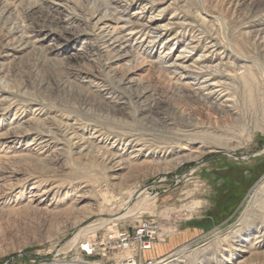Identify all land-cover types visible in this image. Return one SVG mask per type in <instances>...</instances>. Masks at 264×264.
<instances>
[{"label":"rangeland","instance_id":"374dc122","mask_svg":"<svg viewBox=\"0 0 264 264\" xmlns=\"http://www.w3.org/2000/svg\"><path fill=\"white\" fill-rule=\"evenodd\" d=\"M112 2L98 32L93 0H0V264H120L106 234L143 220V263L264 264V0ZM129 19L184 29L123 42ZM211 39L220 96L188 67Z\"/></svg>","mask_w":264,"mask_h":264},{"label":"bare ground","instance_id":"6f19581e","mask_svg":"<svg viewBox=\"0 0 264 264\" xmlns=\"http://www.w3.org/2000/svg\"><path fill=\"white\" fill-rule=\"evenodd\" d=\"M112 1H115V0H93V2L95 3V7L92 8V11L87 20L88 23L91 24L93 31H98V32L103 31L104 32L105 28L109 27V24L104 21L107 16H110L113 22L117 23L121 21V17H123V15L118 14V16L115 17V14H117L116 12L119 11V7H113V5H116V4L113 3ZM135 1L136 0H123V2H126V3H134ZM146 1L149 4L153 2V0H146ZM111 10H114V13L111 14L110 12ZM123 12H124L123 9L120 10V14H122ZM126 25H129L130 27L129 29H126L127 32L124 33V35L121 37L122 40H124L123 42L129 41L130 39L133 38V36L141 35L142 36L141 40L143 39L146 40L147 44L149 45L154 43L156 39L161 38L164 34H167V33H169V35L167 36L165 42L175 43L178 40V38L181 36V29H184L183 23H176L174 21L167 23L163 26H159L153 23L150 25H144V24H141L137 19L136 20L129 19L128 21L120 25L119 30H123ZM174 28H177V29L173 30ZM261 39L262 41H264V32H263V36L261 37ZM186 45L188 46L192 45L191 49L199 46V44L193 40H188ZM217 47H219L218 43H216L213 39L209 40L204 46L203 53L205 55L201 56L198 60L194 61L192 65L190 64V66H188L190 69L195 71L196 77L193 80L194 81L199 80V79L202 80V84L204 85V87L202 88H206L207 92L205 93V95L207 96L208 95L220 96L224 92H227L226 84L225 82H223V79H227V76H228L227 73L230 70L231 64L224 62L225 60L220 58L219 63L216 64L214 69H211L205 66V63L210 58L212 59L214 56L215 58H218L217 53H215L217 51ZM182 53H185V51H182ZM177 58H181V57H177ZM236 68H237V71L242 69V67H236ZM189 84L194 85L193 82ZM224 94H228V93H224ZM225 97H226L225 101L227 102L231 101L229 95H225ZM34 188L35 187H32V189ZM144 193H145L144 190H140V191H136L134 194H131L130 198H128V200L124 203V206H123L124 208H123L122 213L112 218H109L108 221L112 222V221H116V220L126 217L132 211V207L135 204V203L131 204V202L133 200H137ZM129 201L131 202L129 203Z\"/></svg>","mask_w":264,"mask_h":264},{"label":"built area","instance_id":"2783aa9c","mask_svg":"<svg viewBox=\"0 0 264 264\" xmlns=\"http://www.w3.org/2000/svg\"><path fill=\"white\" fill-rule=\"evenodd\" d=\"M157 241L156 226L146 220L139 222L132 231H111L104 239L103 251L113 252L123 256L120 264H153V262H141L142 254L152 250ZM81 251L86 255H95V249L85 244Z\"/></svg>","mask_w":264,"mask_h":264}]
</instances>
